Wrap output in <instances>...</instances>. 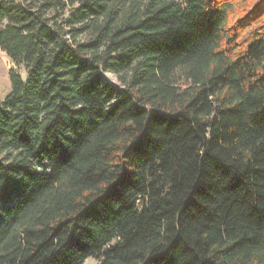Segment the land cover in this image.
<instances>
[{"label":"trees","instance_id":"16d2710c","mask_svg":"<svg viewBox=\"0 0 264 264\" xmlns=\"http://www.w3.org/2000/svg\"><path fill=\"white\" fill-rule=\"evenodd\" d=\"M0 52V264H264V0H0Z\"/></svg>","mask_w":264,"mask_h":264},{"label":"crops","instance_id":"0c3cea01","mask_svg":"<svg viewBox=\"0 0 264 264\" xmlns=\"http://www.w3.org/2000/svg\"><path fill=\"white\" fill-rule=\"evenodd\" d=\"M4 56L7 60V56L0 52V58ZM0 61V103L5 99V97L9 94L11 86H10V79H9V71H10V66L4 65Z\"/></svg>","mask_w":264,"mask_h":264},{"label":"rangeland","instance_id":"374dc122","mask_svg":"<svg viewBox=\"0 0 264 264\" xmlns=\"http://www.w3.org/2000/svg\"><path fill=\"white\" fill-rule=\"evenodd\" d=\"M0 61L4 64V65H8V66H10V67H12L13 65L11 64V62H10V60H7L4 56H2V58H0ZM1 63V64H2ZM20 73H21V75H22V79L25 81L26 80V73H25V70L22 68L21 70H20ZM103 77H104V80L107 82V83H109V84H112V85H118V79H117V77L114 75V74H112V73H105L104 75H103ZM84 264H96V261L94 260V259H92V258H88L85 262H84Z\"/></svg>","mask_w":264,"mask_h":264}]
</instances>
